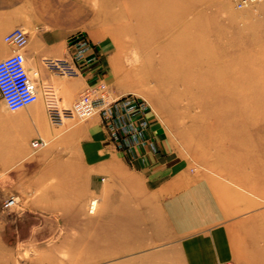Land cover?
<instances>
[{"label":"rangeland","instance_id":"374dc122","mask_svg":"<svg viewBox=\"0 0 264 264\" xmlns=\"http://www.w3.org/2000/svg\"><path fill=\"white\" fill-rule=\"evenodd\" d=\"M16 1L33 21L66 34L67 42L76 32L91 39L98 56L97 83H107L115 94L131 92L150 101L157 114L150 115L151 134L161 148L156 154L137 150L138 158L130 160L114 148L97 115L61 125L49 120L57 131L43 134L55 139L38 151L50 149L39 165L77 171L37 176L34 185L26 182L31 176L19 174L17 185L12 183L17 192L10 191V176L0 175L3 198H26V191L45 194L55 206L51 217L57 221L53 213L65 212V221L51 223L49 250L26 251V264H184L167 240L150 238L143 217L121 221L124 200L128 206L129 198L138 204L152 197L144 182L153 176L144 175L137 163L142 157L147 168L168 169L178 161L195 179L230 186L231 191L219 189L236 220L229 227L234 256L228 261L264 264V0H173V8L162 2V14L173 9L168 32L165 23H155L159 8L147 0ZM21 26L30 31L37 25ZM172 63L173 68L164 69ZM53 85L51 106L72 105L76 97L65 101ZM15 138L19 146L28 139L22 133ZM33 138L19 167L36 160ZM90 172L98 188L91 193L82 181ZM92 198L98 199L94 213L89 212Z\"/></svg>","mask_w":264,"mask_h":264},{"label":"crops","instance_id":"0c3cea01","mask_svg":"<svg viewBox=\"0 0 264 264\" xmlns=\"http://www.w3.org/2000/svg\"><path fill=\"white\" fill-rule=\"evenodd\" d=\"M27 11L16 0H0V60L15 51V47L4 40L8 31L21 26L23 22H27V25H37L35 29L28 31L29 39L23 51L28 69L38 86V101L19 110H10L0 95V175L10 176L11 192H17V187H12V183L15 180L17 185L19 174L31 176L26 178V182L34 185L35 181H39L37 176H62L77 171V168L71 166L39 165L50 149L42 152H38L40 149H33L32 153L37 155L33 163L19 167V161L27 158L30 153V145L26 143L30 137L35 139L57 131L47 116V108L55 102L53 83L59 86V94L68 101L77 98L86 87L97 83L98 73L96 63L83 67L82 75L72 78H65L48 70L44 58H70L66 34L57 32L56 29L44 28L43 23L33 21ZM21 110L24 112L13 118V115ZM3 133L11 137L3 139ZM18 133L28 137L20 146L19 140L14 139V135ZM54 139L47 140L50 144ZM91 156L90 154L88 157ZM146 160L142 157L137 163L144 175L153 176L150 181L144 182L151 190L152 197L138 204L129 198L128 206L123 199L125 203L122 204L121 221H133L135 216L143 217L145 224H149V229L152 230L150 238L167 240L173 255H179L184 264H214L230 260L234 256V244L229 227L230 224L236 223V220H232L231 209L227 208L226 203L219 197V189L231 191V187L211 181L212 178L208 177L195 179L178 161L172 160L169 168L163 169L160 165L147 168ZM88 175L82 180L85 191L96 192V178L92 172ZM138 178L144 179L141 176ZM58 181L59 184L65 185L66 178L60 177ZM48 198L45 194L26 191V198L19 199L15 208L5 209L3 204L7 198H3L0 185V264H26V251L36 250L44 253L49 250L51 223L66 219L64 211L53 213L59 217L57 221L51 217L53 211L51 212L50 208L55 206ZM107 222H110V214H107Z\"/></svg>","mask_w":264,"mask_h":264},{"label":"built area","instance_id":"2783aa9c","mask_svg":"<svg viewBox=\"0 0 264 264\" xmlns=\"http://www.w3.org/2000/svg\"><path fill=\"white\" fill-rule=\"evenodd\" d=\"M249 0H243V3ZM29 39L28 31L17 26L4 35V40L15 51L0 60V95L10 110H19L39 99L38 86L27 66L23 51ZM70 58H44V64L52 73L76 77L82 75L85 66L97 63L95 45L83 32L69 36ZM36 74V73H35ZM156 112L150 101L136 93L115 94L105 82L86 87L70 106H49L47 115L51 123L61 125L69 119L87 120L99 116L114 148L124 152L130 160L137 159V150L159 153V142L151 134V117ZM48 145L46 138L39 136L31 141L34 150ZM143 153V152H142ZM97 198L89 202V211L96 206ZM19 201L11 195L4 201V208H14ZM214 264H232L221 261Z\"/></svg>","mask_w":264,"mask_h":264},{"label":"bare ground","instance_id":"6f19581e","mask_svg":"<svg viewBox=\"0 0 264 264\" xmlns=\"http://www.w3.org/2000/svg\"><path fill=\"white\" fill-rule=\"evenodd\" d=\"M148 2H153L155 4V6L157 5L158 6V10L155 12L156 13V18H155V23L160 25L163 23H165L166 25V31L165 32H168L171 30V27L173 25V9H167L168 11H166L164 14H162V11L160 10V8L162 7V2L164 3V5H168V6H172L173 8V0H147ZM147 8L145 7L143 12L145 13V10ZM143 14V13H142ZM145 16V14H143ZM165 18V21H162L163 19ZM164 69H171L173 68V63L172 64H167V65H164ZM47 140V139H46ZM48 141V140H47ZM48 144H49V141H48ZM97 206H98V200L96 201V206L92 209V211H89L90 213H94L97 209Z\"/></svg>","mask_w":264,"mask_h":264}]
</instances>
